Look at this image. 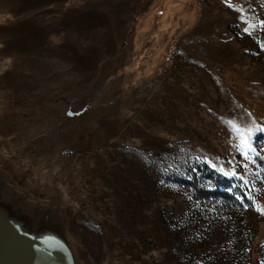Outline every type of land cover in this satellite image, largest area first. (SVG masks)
<instances>
[{"label":"rangeland","instance_id":"rangeland-1","mask_svg":"<svg viewBox=\"0 0 264 264\" xmlns=\"http://www.w3.org/2000/svg\"><path fill=\"white\" fill-rule=\"evenodd\" d=\"M230 1L0 0V167L80 264H264V0Z\"/></svg>","mask_w":264,"mask_h":264},{"label":"water","instance_id":"water-1","mask_svg":"<svg viewBox=\"0 0 264 264\" xmlns=\"http://www.w3.org/2000/svg\"><path fill=\"white\" fill-rule=\"evenodd\" d=\"M20 186L0 167V264H80L57 199L44 202Z\"/></svg>","mask_w":264,"mask_h":264},{"label":"crops","instance_id":"crops-1","mask_svg":"<svg viewBox=\"0 0 264 264\" xmlns=\"http://www.w3.org/2000/svg\"><path fill=\"white\" fill-rule=\"evenodd\" d=\"M223 1H224V0H223ZM228 5H233V4L226 3V6H228ZM206 12L208 13V10H206ZM198 21H199V18H198L196 24L198 23ZM196 24H195V25H196ZM195 25L193 26V28L195 27ZM232 66H233V68H236V67H238L239 65H238V64H232Z\"/></svg>","mask_w":264,"mask_h":264},{"label":"snow or ice","instance_id":"snow-or-ice-1","mask_svg":"<svg viewBox=\"0 0 264 264\" xmlns=\"http://www.w3.org/2000/svg\"><path fill=\"white\" fill-rule=\"evenodd\" d=\"M245 31H247V29H245ZM70 115H71V113H70ZM237 131L239 132L240 129H237ZM242 143H243V142H242ZM245 158L247 159V155H245ZM245 167H246V166H245ZM233 175H235V173H233ZM241 179H243V178L241 177ZM246 184H247V181H245L244 184L241 185V187L246 186Z\"/></svg>","mask_w":264,"mask_h":264},{"label":"bare ground","instance_id":"bare-ground-1","mask_svg":"<svg viewBox=\"0 0 264 264\" xmlns=\"http://www.w3.org/2000/svg\"><path fill=\"white\" fill-rule=\"evenodd\" d=\"M177 104V103H176Z\"/></svg>","mask_w":264,"mask_h":264}]
</instances>
